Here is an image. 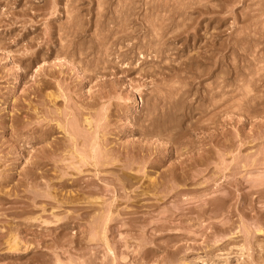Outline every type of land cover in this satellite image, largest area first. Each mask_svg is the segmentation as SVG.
<instances>
[{
    "label": "rangeland",
    "instance_id": "1",
    "mask_svg": "<svg viewBox=\"0 0 264 264\" xmlns=\"http://www.w3.org/2000/svg\"><path fill=\"white\" fill-rule=\"evenodd\" d=\"M0 264H264V0H0Z\"/></svg>",
    "mask_w": 264,
    "mask_h": 264
},
{
    "label": "bare ground",
    "instance_id": "2",
    "mask_svg": "<svg viewBox=\"0 0 264 264\" xmlns=\"http://www.w3.org/2000/svg\"><path fill=\"white\" fill-rule=\"evenodd\" d=\"M55 4V3H54ZM53 4V5H54ZM102 6V5H101ZM73 17V16H72ZM103 17V16H102ZM126 17V16H125ZM75 18V17H74ZM47 20V19H46ZM69 20V19H68ZM126 20V19H125ZM51 22V21H50ZM66 22H68V21H66ZM107 24V23H106ZM113 24V23H112ZM57 25V24H56ZM65 26V25H64ZM63 27V26H62ZM15 28V27H14ZM82 30V29H81ZM133 30V29H132ZM136 30V29H135ZM84 35V34H83ZM75 37V36H74ZM45 38V37H44ZM53 38V37H52ZM68 38V37H67ZM84 40V39H83ZM82 40V41H83ZM102 40V39H101ZM62 41V40H61ZM98 41V40H97ZM100 41V40H99ZM104 41V40H103ZM66 42V41H65ZM73 42V41H72ZM122 42V41H121ZM69 43V42H68ZM79 43V42H78ZM87 43V42H86ZM90 43V42H89ZM97 43V42H96ZM120 44V43H119ZM90 45V44H89ZM72 46V45H71ZM88 46V45H87ZM97 46V45H96ZM100 46V45H99ZM85 47V46H84ZM69 49V48H68ZM73 50V49H72ZM71 50V51H72ZM62 51H63V49H62ZM68 52V51H67ZM75 52V51H74ZM101 52V51H100ZM31 53V52H30ZM47 54V53H46ZM72 54V53H71ZM105 54V53H104ZM62 55V54H61ZM95 55V54H94ZM103 57V56H102ZM123 57V56H122ZM13 58V57H12ZM59 59V58H58ZM83 59V58H82ZM90 61H92V60H90ZM93 62V61H92ZM109 65V64H108ZM91 70V69H90ZM88 75V74H87ZM23 87V86H22ZM21 88V87H20ZM70 93V92H69ZM89 93V92H88ZM71 97V96H70ZM66 103V102H65ZM177 103V102H176ZM79 113V112H78ZM171 113V112H170ZM74 115V114H73ZM76 117V116H75ZM74 118V117H73ZM77 118V117H76ZM68 124V123H67ZM72 124V123H71ZM73 126V125H72ZM71 128V127H70ZM101 129V128H100ZM145 131V130H144ZM154 131V130H153ZM157 131V130H156ZM182 132V131H181ZM81 134V133H80ZM85 134V133H84ZM90 134V133H89ZM156 135V134H155ZM82 136H85V135H81V137ZM90 136V135H89ZM74 137H76V136H74ZM147 137V136H146ZM83 138V137H82ZM84 143V142H83ZM99 144V143H98ZM97 144V145H98ZM101 147V146H100ZM103 148V147H102ZM99 149V148H98ZM81 150V149H80ZM102 152V151H101ZM96 154V153H95ZM29 163V162H28ZM101 164V163H100ZM28 165V164H27ZM65 174V173H64ZM77 174V173H76ZM79 174V173H78ZM27 177V176H26ZM99 192V191H98ZM30 193V192H29ZM35 198V197H34ZM49 198V197H48ZM105 205V204H104ZM212 205V204H211ZM107 206V205H106ZM18 213V212H17ZM109 213V212H108ZM104 217V216H103ZM106 218V217H105ZM61 220V219H60ZM90 224V223H89ZM208 227V226H207ZM221 243V242H220ZM130 244V243H129ZM16 245V244H15ZM13 247V246H12ZM111 249V248H110ZM243 249V248H242ZM14 250V249H13ZM140 253V252H139ZM113 256V255H112ZM116 256V255H115ZM218 256V255H217ZM85 260V259H84ZM117 261V260H116ZM61 262V261H60ZM114 262V261H113ZM96 263V262H95Z\"/></svg>",
    "mask_w": 264,
    "mask_h": 264
}]
</instances>
